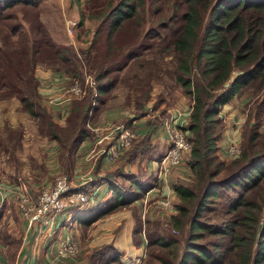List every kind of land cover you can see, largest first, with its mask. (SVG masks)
Masks as SVG:
<instances>
[{
	"label": "trees",
	"instance_id": "1",
	"mask_svg": "<svg viewBox=\"0 0 264 264\" xmlns=\"http://www.w3.org/2000/svg\"><path fill=\"white\" fill-rule=\"evenodd\" d=\"M42 1L0 0V99L18 98L22 110L45 121L52 139L62 142L56 133L59 127L38 104L34 69L38 64H58L61 68H56L82 84L78 72L85 64L95 80L94 101L87 87L88 94L71 108L65 129L59 128L73 135L65 139L71 156L90 135L85 125L89 112L93 115L100 110L98 105L118 81L111 74L145 50L173 54V79L193 101L187 123L181 126L191 143L186 165L192 179L190 184L173 186L177 201L170 219L172 227L181 234L186 232L182 241L147 232V248L167 254L169 264H264V132L257 131L256 123L243 139L239 154L231 159L219 157L216 143L219 110L239 90L251 88L257 97L263 91L261 103L264 101V0H173L168 15H162L161 6L155 7L156 22L152 21L140 39L135 37L146 21L144 6L148 1L152 6L153 0H112L100 11L104 12L102 23L80 52L79 62H75L78 58L72 48L56 44L43 26L38 11ZM100 32L104 33V46L96 41ZM147 36L152 39L146 40ZM134 76L126 83L130 85ZM148 99V91L138 95L136 109ZM164 118L165 114L153 117L156 124ZM9 133H14V140L18 136L14 129ZM143 189L133 178L113 182L111 198L92 213L80 215L79 223L113 212L142 195ZM216 205L221 206L220 222L211 223L207 212L216 211ZM206 237L210 238L202 241ZM113 259V255L107 258ZM105 261L102 256L99 262Z\"/></svg>",
	"mask_w": 264,
	"mask_h": 264
},
{
	"label": "crops",
	"instance_id": "2",
	"mask_svg": "<svg viewBox=\"0 0 264 264\" xmlns=\"http://www.w3.org/2000/svg\"><path fill=\"white\" fill-rule=\"evenodd\" d=\"M55 70L58 76L61 75V82L65 84L66 81H62L63 78L68 79L65 71L59 68ZM243 91V89L239 90L219 110L218 116L223 124V132L219 134L216 142L220 158L230 159L231 157L224 152V147L229 140L238 141L240 125L234 124L238 123L247 99ZM41 93L42 97L45 96L43 92ZM115 94L117 97L110 99L111 101L107 102L110 105H107L99 115L96 111L89 117L90 125L106 127L125 121L128 127L137 132V140L129 151L127 149L115 161H109L99 150L108 146V140L106 139L103 145H95L97 137L86 135L71 153V164L68 166L67 174L74 187L87 193L88 203L72 207L61 216L54 217L49 213L50 220L47 219L45 222L46 219H37L30 227L27 219L18 211L16 192L23 187L34 197L40 191L38 188L48 183L47 180H51L60 171L57 157L59 147L55 140L48 142L50 147L48 157L51 160L47 161L53 163V167L49 170L45 168L46 182L31 179L30 175L34 173L29 172L25 152L28 143L37 138L36 129L30 124L32 121L27 112L22 110L18 98L0 99V261L2 264H51L50 259L56 250L58 240L66 232L77 240L79 251L76 256L60 264H101L99 261L102 260V256H105L107 261L103 264H138L141 261V245L144 237L140 246L139 242L137 244L133 242V225L135 217L141 214L140 208L149 207L150 210L157 197H167L170 202L176 203L177 196L173 186L191 181V173L186 161L170 166L161 181L155 180V174L160 157L170 145L168 116H174V109L181 110L183 114L173 122L184 126L192 103L188 105L181 100L180 106L163 109L165 105L157 101L156 97H151L155 92H150V97L143 107L136 109V101L133 98L135 95L132 96L131 92L130 99L125 97L123 91L119 92V89ZM114 99L115 102L112 104ZM43 103L46 105L44 97ZM51 106L54 110L61 108L57 103ZM163 110H166L165 113ZM163 113L168 115L166 119L164 118L165 122L156 124L153 117L163 118ZM52 115L54 117L53 113ZM61 115L63 116V113ZM243 120L242 118L241 122ZM53 121L61 127L65 125L64 121L55 117ZM12 129L18 131L15 140L13 135H9ZM14 141L17 143L16 150H13L15 147L10 146ZM96 149L98 152L93 151ZM42 165L40 164L39 167ZM35 176L33 177L37 178ZM132 178L139 181L144 188L142 195L93 222L79 223L80 215L92 213L111 198L113 182L121 184L123 180L129 182ZM133 207L136 208L135 215L132 211ZM112 255L114 259L108 261L107 258Z\"/></svg>",
	"mask_w": 264,
	"mask_h": 264
},
{
	"label": "rangeland",
	"instance_id": "3",
	"mask_svg": "<svg viewBox=\"0 0 264 264\" xmlns=\"http://www.w3.org/2000/svg\"><path fill=\"white\" fill-rule=\"evenodd\" d=\"M111 1L112 0H44L38 5L39 19L41 20L43 26L47 29V32L49 33L52 40L56 44H65V45H69L72 48L74 55H76L78 58L75 59L76 62L82 59V55L80 52L82 50H85L89 46L90 42L93 40L95 36L94 34L95 30L98 29L100 23H102L100 15H103L104 12L100 13V11H105L106 7L110 5ZM97 2H101L102 4L99 6ZM172 2L173 0H153L152 6H150L149 1L146 2L143 12L146 21L144 23L143 22L141 23V27H138L140 34L135 38L140 39L143 33L148 31V28L152 24V21L153 24L154 22H156L157 16L154 12L155 7L161 6V9L163 10L162 15H164V13L168 15L171 12ZM138 12L141 13L140 8H138ZM70 21H74L75 24L72 26V28L69 29L68 26ZM151 39H152L151 36H147L146 38V40H151ZM96 41L100 45L104 46L105 45L104 33L100 32L99 34H97ZM173 59H174L173 54L170 53L163 54L157 49H152L151 51L145 50L142 53V55H140L139 57L134 58L131 61H128V63L124 65L122 69H120L118 72L116 71L113 74H111L112 77L116 75L118 81L116 84L113 85L111 91L108 92V94L104 97L105 98L104 103L102 104L100 103V105H98L100 110H98L97 115H99L106 108L107 105L108 106L110 105L109 103L107 104V102L110 99L117 97V94L115 93L116 91H118V89L119 92L123 91L127 99H130L131 97L130 92H131L132 96L135 95V97H133L135 101L137 100V96L144 93V91L145 92L148 91L149 97H150L149 94L150 92L152 93L155 92V94H153L151 97L152 98L156 97L157 101L162 102L165 105L163 109L165 108L171 109L174 108L175 106H180L181 100L188 105L190 104V102L193 103L190 95L185 94L181 86L177 84L173 79V75H172L174 70ZM73 65H74V60L68 63V67L70 69L73 68ZM56 66H60V65L55 64L49 66L46 64H38L34 69V74L38 80V85H37V93L39 97L38 104L41 108H43L47 112L52 122H54L53 121L54 117L56 119H60V121L62 122L64 121L65 122L64 126L62 127L59 125L56 126L59 127L60 129H65L71 108L75 105V102L83 100V98L88 94V92L84 94L85 96L83 95L84 97L83 96L79 98L69 97L66 92L69 89L68 87L74 80H77L78 82L79 80L78 78H72L70 75H68L67 72H65L68 76L67 80L69 81L63 78L62 81H66V83L64 84V82H61V75L58 76V72L55 70ZM55 73L56 75H54ZM78 73L79 75H82L83 78L82 82L83 84H85L84 81L85 76L90 75L87 71V67L85 64L82 66L81 71L79 70ZM92 74L90 75L91 77H93ZM132 75H136V76L133 77L132 83L129 85L126 83V79L131 78ZM39 89L41 90V92H43V95H45L43 97L46 100V105L43 103L42 93L40 92ZM253 92L254 91L251 88L244 89L243 95L246 96L247 99L245 100V104L244 107L242 108V113L238 123L234 124L235 126L238 124L240 125V129L238 133L239 137L237 138L238 141L235 140L238 142L240 149L243 143V139L246 138L247 136L248 130L253 128V126L256 125V123H258L257 131L260 133L264 132V101L261 103L263 98V91L261 93H258V97L254 95ZM89 93L92 98V101H94L93 97H95L96 95L94 89L90 88ZM114 102L115 99L112 101V104ZM54 103H57V105H61V108L60 109L55 108L54 110L53 106H51ZM135 108H137L136 104H135ZM165 111L166 110H164V113ZM51 112L54 114V117ZM90 112L87 120H85V125H87V127L90 129V132H92L90 133V136H96L93 133V129L94 128L98 129L102 127H95V126L91 127L90 125L91 121L89 120V117H91L92 114ZM61 113H63V116L61 115ZM28 116L29 119H31L32 121L30 124L34 126V128L36 129L35 133L37 136L36 139L34 138L32 141L28 143V148L25 152V156L29 167V172L34 173L32 176L30 175L31 179L34 180L37 179L38 181L46 182L47 180V176L45 174L46 169L49 170L51 167H53L52 166L53 163L47 161V160H51V158L48 157L49 155L48 149L50 148L48 142L52 140H55L58 143V147H59V155H57V157L59 158L58 162H60V171L56 175L68 176L66 168H68L69 160L67 159V157H65V155L68 156V151H69L68 141L73 137V135L70 132L69 133L62 132L59 128H57L56 129L57 136H59L62 139V142H60L57 138L52 139V136L49 135L50 131L48 130L49 128H47L45 121L39 120L37 118H33L29 114ZM166 116L167 114L165 115V117ZM242 118L244 120L241 122ZM167 121L170 122L171 119H167ZM124 122L125 121H123V123H117V125L123 124L124 126L128 127V125ZM218 128H219L218 130V135H219L221 132H223L222 121L218 125ZM13 134L10 133V135ZM186 134L188 136L187 132ZM102 136H103V132L100 129H98L95 145L104 144V141H106V139ZM66 138L67 139L69 138V140L66 141L65 140ZM132 142L130 146L124 149L116 159H118L127 149H128L127 151H129ZM14 147L15 148H13V150H16L17 146ZM100 149L101 148H99V150ZM93 151L98 152V149ZM188 154L189 152L187 153V157ZM68 158L71 161V156H68ZM221 159H225V158H221ZM40 164L43 165L39 167ZM56 175H54V177ZM33 176L37 178H34ZM54 177H52L51 180L48 179L47 181L51 182L54 179ZM190 182L186 184H190ZM42 185L38 188L39 190L42 189L43 187ZM38 193H36V195L34 194L35 196L32 197L35 198ZM225 197L226 196L223 195V197L220 199L222 200ZM160 198L162 197H157L155 199V203L152 202L153 204L151 205L150 210L149 207L147 208L141 207L140 216L135 217V224L133 225V229H134L133 242L135 244L139 242L138 243L139 245L142 238L143 237L145 238L147 232H154V234L161 235L164 238L172 237L178 240L180 239V241L184 239L186 229L181 234V232H179L176 228L172 227L170 224L171 216L176 212L175 203L170 202V206L164 207L161 204L156 203V201ZM216 207H217L216 211L207 212L208 216L210 217L211 223L220 222L221 206L216 205ZM132 211L135 215L136 208L133 207ZM148 212H150V215H148ZM138 230L140 231L138 232ZM144 238L142 241L143 245H141L142 246L141 256H140L141 261L138 264H169L167 263V261L169 260V256L167 254H162L158 250L152 251L149 248H147V241H145L146 238L145 240ZM209 238L210 237H206L202 239V241Z\"/></svg>",
	"mask_w": 264,
	"mask_h": 264
},
{
	"label": "built area",
	"instance_id": "4",
	"mask_svg": "<svg viewBox=\"0 0 264 264\" xmlns=\"http://www.w3.org/2000/svg\"><path fill=\"white\" fill-rule=\"evenodd\" d=\"M74 21L69 22L68 28H72ZM85 84L74 80L69 89L66 91L69 97L79 98L86 92L87 87L94 89L95 80L90 75L84 78ZM95 95V93H94ZM174 116H168L171 119L168 126L170 134V145L165 153L160 157V162L155 174V180L161 181L165 178L170 166L179 165L186 161L187 153L191 149V143L187 140V134L181 129V126L173 121L181 116L183 112L179 109H174ZM166 119V118H165ZM165 119L163 122H165ZM168 122V121H167ZM103 132V136L108 140V146L102 147L100 152L105 154L109 161H114L121 152L130 146L132 140L136 137L137 132L133 128L119 125H110L98 128ZM98 129L94 128L93 133L97 136ZM224 152L229 157L237 156L240 152L238 142L229 140ZM89 196L84 191L74 187L67 175L55 176L51 182L46 183L35 198L25 188H19L16 192V205L21 215L27 219L28 226H32L37 219H49L48 214L57 217L65 214L72 207L88 203ZM156 203L164 207L170 206V200L167 197L160 198ZM78 242L69 233L62 234L59 238L56 250L50 259L51 264H60L68 260L78 253ZM0 264L1 261H0Z\"/></svg>",
	"mask_w": 264,
	"mask_h": 264
}]
</instances>
